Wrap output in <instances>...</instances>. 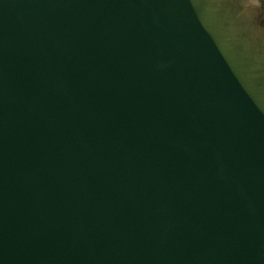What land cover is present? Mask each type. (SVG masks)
Here are the masks:
<instances>
[{
  "label": "water",
  "instance_id": "1",
  "mask_svg": "<svg viewBox=\"0 0 264 264\" xmlns=\"http://www.w3.org/2000/svg\"><path fill=\"white\" fill-rule=\"evenodd\" d=\"M0 264H264L258 0H0Z\"/></svg>",
  "mask_w": 264,
  "mask_h": 264
},
{
  "label": "flooded vegetation",
  "instance_id": "2",
  "mask_svg": "<svg viewBox=\"0 0 264 264\" xmlns=\"http://www.w3.org/2000/svg\"><path fill=\"white\" fill-rule=\"evenodd\" d=\"M260 3V2H259ZM260 6H261V11H262V13H263V16H264V2L262 3H260Z\"/></svg>",
  "mask_w": 264,
  "mask_h": 264
},
{
  "label": "rangeland",
  "instance_id": "3",
  "mask_svg": "<svg viewBox=\"0 0 264 264\" xmlns=\"http://www.w3.org/2000/svg\"><path fill=\"white\" fill-rule=\"evenodd\" d=\"M258 1H259L260 3H261V2H262V3L264 2V0H258Z\"/></svg>",
  "mask_w": 264,
  "mask_h": 264
}]
</instances>
